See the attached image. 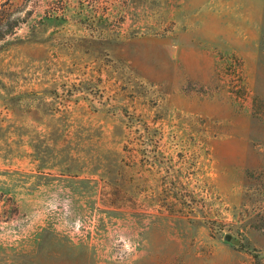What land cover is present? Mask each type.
Listing matches in <instances>:
<instances>
[{
	"label": "rangeland",
	"instance_id": "obj_1",
	"mask_svg": "<svg viewBox=\"0 0 264 264\" xmlns=\"http://www.w3.org/2000/svg\"><path fill=\"white\" fill-rule=\"evenodd\" d=\"M3 8L0 264H264V0Z\"/></svg>",
	"mask_w": 264,
	"mask_h": 264
},
{
	"label": "trees",
	"instance_id": "obj_2",
	"mask_svg": "<svg viewBox=\"0 0 264 264\" xmlns=\"http://www.w3.org/2000/svg\"><path fill=\"white\" fill-rule=\"evenodd\" d=\"M25 22V18L10 19V14L7 12V8L0 10V40L6 36L12 34L21 24Z\"/></svg>",
	"mask_w": 264,
	"mask_h": 264
},
{
	"label": "water",
	"instance_id": "obj_3",
	"mask_svg": "<svg viewBox=\"0 0 264 264\" xmlns=\"http://www.w3.org/2000/svg\"><path fill=\"white\" fill-rule=\"evenodd\" d=\"M225 240L231 241V242H233L235 244H239L240 243V240L238 238L234 237L231 233H227L225 235Z\"/></svg>",
	"mask_w": 264,
	"mask_h": 264
},
{
	"label": "crops",
	"instance_id": "obj_4",
	"mask_svg": "<svg viewBox=\"0 0 264 264\" xmlns=\"http://www.w3.org/2000/svg\"><path fill=\"white\" fill-rule=\"evenodd\" d=\"M250 2H251V1H250ZM254 20H255V21H258V23H260L261 18L256 17Z\"/></svg>",
	"mask_w": 264,
	"mask_h": 264
}]
</instances>
